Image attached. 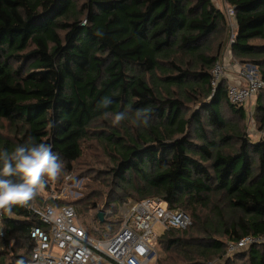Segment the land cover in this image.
<instances>
[{
	"label": "trees",
	"instance_id": "16d2710c",
	"mask_svg": "<svg viewBox=\"0 0 264 264\" xmlns=\"http://www.w3.org/2000/svg\"><path fill=\"white\" fill-rule=\"evenodd\" d=\"M225 2L235 10L234 53L260 65L264 44L252 41L264 40V0ZM226 22L212 0H85L81 7L75 0H0V151L31 137L52 145L71 173L83 143L95 138L113 157L112 178L124 196L191 210L194 223L190 214L189 227L160 237L168 254L159 264H234L238 254L246 264H264V243L227 252L228 242L264 235V138L253 142L226 119V111L245 118L244 106L229 101L227 81L212 85L219 59L204 54L202 44ZM105 97L112 103L98 107ZM185 101L197 104L188 117ZM143 108L150 110L148 125L131 123ZM121 111L129 119L114 126L112 114ZM257 111L264 128L262 103ZM35 202L56 204L41 194ZM209 205L216 217L208 227L197 212ZM12 213L3 214L0 264H26L30 229L42 223L30 206ZM12 240L27 247V256Z\"/></svg>",
	"mask_w": 264,
	"mask_h": 264
},
{
	"label": "built area",
	"instance_id": "2783aa9c",
	"mask_svg": "<svg viewBox=\"0 0 264 264\" xmlns=\"http://www.w3.org/2000/svg\"><path fill=\"white\" fill-rule=\"evenodd\" d=\"M227 10L229 18H235L234 8L229 6ZM254 69L242 67L236 75L227 76V65L219 59L212 70V85L216 88L227 79L229 101L245 106L264 89V80ZM30 209L42 224L30 229L33 249L26 264H156L161 235L168 229H186L192 224L190 214L171 209L166 201L156 197L135 202L117 229L99 236L81 224L73 203L54 206L34 200ZM52 212L55 217L50 219ZM156 226L162 227L163 233H157ZM0 232L4 234L3 213H0ZM261 243L264 235H246L228 242L227 252L233 254Z\"/></svg>",
	"mask_w": 264,
	"mask_h": 264
},
{
	"label": "rangeland",
	"instance_id": "374dc122",
	"mask_svg": "<svg viewBox=\"0 0 264 264\" xmlns=\"http://www.w3.org/2000/svg\"><path fill=\"white\" fill-rule=\"evenodd\" d=\"M75 1L79 7L85 2V0ZM212 2L216 7L225 12L227 22L224 26L219 27L214 35L204 41L202 44V52L208 56L215 55L218 59H222L227 65V76L236 75L240 68L247 66L255 68L256 70H254L261 75L264 71V55H262L261 58H256L261 60V64L255 65L250 60L252 59L251 57L238 56L234 53L232 44L235 39L237 22L234 17L229 18L227 9L230 5H228L225 0H212ZM252 42L259 47L264 44V40L261 39H256ZM178 58L180 60H188L190 55H179ZM158 74L160 73L158 72L157 75ZM224 81L226 82L227 79ZM175 91H178V89ZM262 93V91L260 93L258 92L256 96L244 106L246 111L245 118H241L238 114L229 113L228 111L225 112L226 119L236 127L245 130L248 138L253 142L264 138V128H262L261 124L262 115L260 111H257L258 103L264 105ZM185 104V114L188 117L192 114L197 104L192 101H185ZM98 127V123L93 126L94 129H99ZM10 131L9 123L7 121L4 122L3 132L10 134ZM82 148L83 156L73 164L72 172H68L63 163L64 168L60 179L55 182H49L41 195L44 200H56V204H53L54 206L67 203L75 204L78 210L79 220L87 231L96 236H99V233L107 235L117 229L120 223L124 220L128 210L139 200L133 197L124 196L119 187H117L111 174V168L115 165V161L112 156L106 153L102 142H98L95 138H90L83 143ZM88 195L90 196L89 199L87 197ZM95 200H98V206L96 208L91 204V202ZM213 201L218 202L223 208L227 207L224 200L218 196H216ZM211 206L212 205L202 208L198 207L197 212L200 219L208 227L210 222H213V218L216 217L211 212ZM100 210H104L105 219L108 221L109 225H100L99 220H97L98 212ZM187 211L191 214L194 223V217L191 210ZM111 222L114 223L110 225ZM154 229L160 234L164 231L160 226H156ZM160 240L161 239H159V255L156 264H159L160 261L163 262L168 254L163 242L161 243ZM11 245L15 248L18 254L27 256V247L25 248L24 245L22 246L19 243L14 244L13 240L11 241ZM26 246H28V243ZM244 251L245 250H241L237 252L241 254L244 253ZM235 253L228 255L233 256ZM236 257L240 258L236 259L234 264H246L242 255L240 256L238 254ZM10 260V256H8L6 263H9ZM223 260L224 259L216 258L209 263L224 264Z\"/></svg>",
	"mask_w": 264,
	"mask_h": 264
},
{
	"label": "clouds",
	"instance_id": "9594fccd",
	"mask_svg": "<svg viewBox=\"0 0 264 264\" xmlns=\"http://www.w3.org/2000/svg\"><path fill=\"white\" fill-rule=\"evenodd\" d=\"M111 103L105 97L98 107L108 108ZM108 115L105 113L106 117ZM149 116V109H137L131 115V123L147 126ZM126 119H129L128 112H116L112 114L111 123L119 126ZM63 168V162L52 151V145L36 143L31 137L11 152L0 151V213L10 216L14 206L29 207L49 182L60 179ZM54 217L55 213L52 212L49 218ZM17 264H24V261L19 260Z\"/></svg>",
	"mask_w": 264,
	"mask_h": 264
},
{
	"label": "water",
	"instance_id": "95a60500",
	"mask_svg": "<svg viewBox=\"0 0 264 264\" xmlns=\"http://www.w3.org/2000/svg\"><path fill=\"white\" fill-rule=\"evenodd\" d=\"M98 218H99V220H100L101 222H104V221H105V212H104V210H100V211L98 212Z\"/></svg>",
	"mask_w": 264,
	"mask_h": 264
},
{
	"label": "crops",
	"instance_id": "0c3cea01",
	"mask_svg": "<svg viewBox=\"0 0 264 264\" xmlns=\"http://www.w3.org/2000/svg\"><path fill=\"white\" fill-rule=\"evenodd\" d=\"M228 79H231V78L228 77ZM231 80H236V78H233V79H231Z\"/></svg>",
	"mask_w": 264,
	"mask_h": 264
},
{
	"label": "bare ground",
	"instance_id": "6f19581e",
	"mask_svg": "<svg viewBox=\"0 0 264 264\" xmlns=\"http://www.w3.org/2000/svg\"><path fill=\"white\" fill-rule=\"evenodd\" d=\"M225 80V79H224Z\"/></svg>",
	"mask_w": 264,
	"mask_h": 264
}]
</instances>
